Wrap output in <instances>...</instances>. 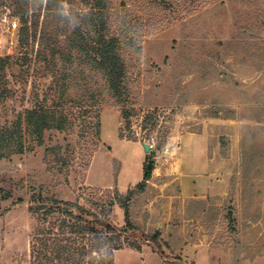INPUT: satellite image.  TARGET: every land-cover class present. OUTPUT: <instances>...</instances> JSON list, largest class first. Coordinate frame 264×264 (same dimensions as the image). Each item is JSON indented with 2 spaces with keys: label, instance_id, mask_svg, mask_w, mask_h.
<instances>
[{
  "label": "rangeland",
  "instance_id": "374dc122",
  "mask_svg": "<svg viewBox=\"0 0 264 264\" xmlns=\"http://www.w3.org/2000/svg\"><path fill=\"white\" fill-rule=\"evenodd\" d=\"M108 3L113 30L142 50L124 53L129 99L118 104L105 93L86 111L71 93L66 111L74 130L47 132L43 146L26 133L30 149L0 161V264L31 262L34 194L72 202L116 188L126 195L149 161L152 179L130 210L136 229L124 235L142 250L125 244L116 264H264V0ZM15 21L0 19L2 57L21 54ZM11 79L15 97L0 106L2 124L51 85L37 64L15 69ZM124 107L132 110L129 128ZM149 113L154 131L155 124L144 127ZM143 144L153 146L149 156ZM55 146L67 166L46 164V150ZM114 216L125 224L121 209ZM157 230L160 246L144 238Z\"/></svg>",
  "mask_w": 264,
  "mask_h": 264
},
{
  "label": "trees",
  "instance_id": "16d2710c",
  "mask_svg": "<svg viewBox=\"0 0 264 264\" xmlns=\"http://www.w3.org/2000/svg\"><path fill=\"white\" fill-rule=\"evenodd\" d=\"M6 18L17 20L21 54L0 56V106L15 97L11 77L19 67L24 72L31 70L33 64L42 66L51 85L43 98L40 92L36 93L33 106L17 113L11 121L0 122V161L30 149L26 146V133L43 146L47 132L74 130V118L66 111L71 93L78 94L75 103L86 111L98 106L105 93L118 104L129 99L124 53L135 51L141 55L142 50L137 39H128L122 31L113 30L108 0H0V19ZM131 111L128 107L122 109L126 128L131 125ZM93 113L97 120L93 129L100 135L97 109ZM153 120L150 113L145 116L144 127L154 125ZM168 133L169 130L157 143L153 156L166 144ZM120 135L124 136L123 128ZM45 162L48 167L68 165L62 149L56 146L46 150ZM152 176L153 169L146 166L143 180L126 195L116 188L86 198L82 194L72 202L34 194L29 212L38 225L31 240L30 264H116V252L125 244L141 251L139 243L124 235L136 229L131 205L146 192ZM117 208L124 213L123 226L115 221ZM144 238L160 246L161 232L144 234Z\"/></svg>",
  "mask_w": 264,
  "mask_h": 264
},
{
  "label": "water",
  "instance_id": "95a60500",
  "mask_svg": "<svg viewBox=\"0 0 264 264\" xmlns=\"http://www.w3.org/2000/svg\"><path fill=\"white\" fill-rule=\"evenodd\" d=\"M143 147L145 149V153L147 154V156H149L151 150L153 149V146L149 145V144H143ZM148 167L151 168L152 167V162L149 161L148 163Z\"/></svg>",
  "mask_w": 264,
  "mask_h": 264
},
{
  "label": "built area",
  "instance_id": "2783aa9c",
  "mask_svg": "<svg viewBox=\"0 0 264 264\" xmlns=\"http://www.w3.org/2000/svg\"><path fill=\"white\" fill-rule=\"evenodd\" d=\"M14 27H15V28H17V25H16V24H14Z\"/></svg>",
  "mask_w": 264,
  "mask_h": 264
}]
</instances>
